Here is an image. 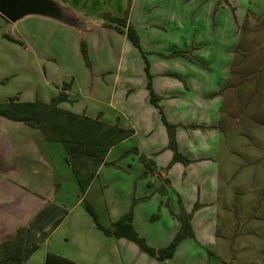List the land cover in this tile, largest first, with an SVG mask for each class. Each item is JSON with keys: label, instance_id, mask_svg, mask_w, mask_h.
Returning <instances> with one entry per match:
<instances>
[{"label": "rangeland", "instance_id": "374dc122", "mask_svg": "<svg viewBox=\"0 0 264 264\" xmlns=\"http://www.w3.org/2000/svg\"><path fill=\"white\" fill-rule=\"evenodd\" d=\"M53 2L71 22L56 19L59 27L52 25V29L38 26V15L11 22L0 13V63L10 58L20 61L24 49L18 43L17 51L9 50L6 43L13 44L4 40L5 33L21 40L22 33L29 32L35 41L40 35L43 49L39 52L44 57L39 73L24 71L21 65L16 66L17 75L8 74L9 69L0 73V101L12 97L28 100L39 90L49 102L70 84L72 101L63 102L61 108L133 128L135 134L110 150L83 197L63 144L49 141L46 152L55 164V174L52 179L50 173L46 176L54 183L55 195L48 204H56L68 214L46 243L81 264H264V0ZM116 18L144 25L137 32L147 57L154 55L153 46L154 50L160 46L165 53L159 65L163 73L183 76L184 81L164 85L161 101L169 120L184 123L188 132H201V137L178 135L180 151L193 159L186 174V167L179 172L166 165L164 159L172 156L169 136L167 130L158 128L160 120L155 118L151 101L145 104L142 52ZM240 34L242 40L237 42ZM180 49L187 51L171 56ZM242 51L252 59L249 67L244 66L251 70L239 78L236 87L226 78L230 72H225ZM179 56L188 61L171 60ZM221 83L225 90L218 94L224 99L212 100L210 93ZM210 100L221 103L222 113ZM211 129L218 135H207ZM150 131L154 135L147 136ZM35 139L46 138L39 135ZM143 154L154 164L143 161ZM83 198L105 226L132 210L136 231L155 248L168 246L179 233L182 206L192 214L196 231L202 226L220 238L188 236L173 257L161 260L127 238L104 234Z\"/></svg>", "mask_w": 264, "mask_h": 264}, {"label": "trees", "instance_id": "16d2710c", "mask_svg": "<svg viewBox=\"0 0 264 264\" xmlns=\"http://www.w3.org/2000/svg\"><path fill=\"white\" fill-rule=\"evenodd\" d=\"M126 27L127 38L141 52L145 61V72L148 78L151 103L160 109L163 123L169 136V149L173 150L174 156L168 167L176 162L190 163L177 145L176 130L178 124L168 121L160 107V97L155 93L152 86V74L145 52L141 48L140 35L132 24H127L126 19L116 18ZM5 38L24 45V42L12 35L5 33ZM185 52L177 51L171 56L183 55ZM87 57V55H85ZM191 61H194L189 57ZM70 84L64 85L58 95L49 102L42 100L19 101L12 97L8 101L0 102V116L23 122L28 126L40 129L48 141H60L66 150V159L71 169L76 173L79 181V192L82 197L88 191L93 179L100 167L106 163L110 150L118 143L132 137L135 134L133 128H123L119 125H111L100 117H90L86 114H78L61 108L63 102L72 101L68 94ZM143 161L153 165L154 161L148 159L145 154L141 155ZM87 211L96 222V226L104 234L117 238H127L137 243L145 252L158 259L164 260L174 256L178 244L188 236H194L191 225L192 214L186 213L182 206L180 215L182 225L179 233L172 242L162 248L149 245L145 238L141 237L133 226V211L125 213L110 226L101 223L93 205L83 198ZM68 211L56 204H46L34 219L25 226L17 229L12 239L0 244V264H24L29 257L45 242L48 237L62 223ZM45 264H79L72 259L59 254L48 252Z\"/></svg>", "mask_w": 264, "mask_h": 264}, {"label": "crops", "instance_id": "0c3cea01", "mask_svg": "<svg viewBox=\"0 0 264 264\" xmlns=\"http://www.w3.org/2000/svg\"><path fill=\"white\" fill-rule=\"evenodd\" d=\"M30 16H35V15H30ZM38 16H40L41 18V19H36L38 21V26L39 25L48 26L52 28L53 25L59 27L58 24L60 23H58L59 21H57L56 19L41 15ZM29 24H30L29 27H31V23ZM133 25L135 26L138 32H140L139 28L143 29L145 27L144 25L141 24L139 25L136 23H134ZM235 32L236 35L234 37H237V33H238L237 29ZM21 37H22L21 41L24 42V45L23 46L21 45V48H24L21 52V60L19 61L18 58H13V59L10 58L8 61H4L3 63H0V73H6L5 72L6 69H9L8 74L13 76L17 75L19 73V70L16 69V66L18 65H21L22 70L24 71L29 72L30 70H33L34 72L39 73V70L42 66L41 60L42 59L44 60V57L41 56L39 52L41 49H43L42 48L43 43L40 41V35L38 38L39 41H35V37H32L31 33L29 32H23ZM241 37H242L241 34L240 36L238 35L237 42L241 39ZM227 38H230V36H228ZM4 40H8V42H12L13 45L11 46L9 45V43H6L9 46L8 47L9 50L11 51L12 49L14 51L18 50L16 47L19 46L17 45L18 44L17 42L10 41L7 38ZM140 41L142 46L144 40L141 35H140ZM237 42L234 44V46H236ZM1 45L4 47L5 44L2 43ZM245 47L246 45L243 46L241 49L243 50ZM151 49H153L152 53H154V55H151L150 57H147L146 53L145 55L150 65L153 89L155 93L160 97L159 99L160 107L165 113V116L170 123L178 124L182 126V127L179 126L176 130V140L179 149V141H178L179 134L188 133L189 138H192L194 136L196 137L200 136L201 132L198 130L196 131L194 130L193 132H188L186 131L185 128H183L185 127L183 126L184 123L173 122L169 120V115L167 113L166 106L162 105V101H161V99L164 97L162 95V90L164 89L165 84L170 85L171 83L174 82L184 81V79L183 76L180 74L178 75V74L163 73L159 65H161L163 58H165L163 57V54L165 53L160 50V46H158L157 50H154L155 46H153V48ZM236 49L238 50V47ZM237 50L235 52H237ZM180 51L185 52L187 50L180 49ZM233 57L236 56L234 55ZM180 58L181 57L179 56L172 58L171 60L188 61L187 59H183V58L180 59ZM239 58L240 59L238 61L237 59L236 60L234 59L235 61L233 60L232 63H229L226 67V72H225V73L230 72L231 75L230 74L227 75L226 78L229 77L227 80L229 81V79H231L230 84L236 87L240 85L239 78L244 73L248 74L249 71L251 70V68L245 69V67H249L248 66L249 61H252V59L249 58L243 51ZM187 82L189 84V79L187 80ZM142 85L144 86L143 87L144 89L146 88L145 104L149 105L150 91L148 89V80H147L146 72H145V79ZM202 86H204V89H207L208 81L203 83ZM224 86L225 83L219 84V88L210 93V98H212V100H214L215 98L223 100L224 99L223 94L221 93V95H219L218 92L220 89L223 90ZM227 94H232V93L228 92ZM248 94H250V92H248ZM196 95H199L200 100H202L201 94H196ZM31 97L32 98H29L28 100H24V101H35V99L36 100L38 99L47 102V100H45L43 96L40 94L39 90H36L35 93L34 92L31 93ZM212 100H210L211 106L213 108H216V110L217 108H219V113H222L221 103L219 104L217 103V101L215 102ZM152 110H155L154 114L156 120H160L158 123V128L159 129L164 128L165 130H167L165 124L163 123L160 109L153 105ZM188 124L191 123L188 122ZM205 133L206 132H204V135ZM206 134L209 135L210 137L218 135L216 129H211ZM39 135L44 136L43 132L38 128L28 126L23 122L14 121L6 117L0 116V244L4 241L12 239L15 236L16 231L19 227L28 225L34 219L37 213L43 207H45V205L50 201V199L54 198L55 195L54 183L46 176L47 174L50 173V178L52 179L53 173L55 174V167H54L55 164H53L49 160L48 157H50V155H48L46 152L47 148L50 146L47 144L50 142L47 139H35V137ZM151 135H154L152 131H150V133L147 136H151ZM19 137H23V138L26 137L27 139H23V138L20 139ZM168 143H169V137H168ZM170 151L172 154V156H170V160L167 158L164 159L167 166L169 165V163L172 161L173 158V151L171 149ZM181 153L185 155L189 160L192 159L190 155L184 153L183 151ZM162 156L163 154L157 156V159L161 158ZM179 164L182 167H178L177 169V166ZM189 165L187 164L186 166L185 164L176 162L171 166V169H175L181 172V170H183V167L184 168L186 167L183 172V174H186V172L191 169V166ZM214 186L216 187V185ZM191 225L194 234L195 235L198 234L199 238L202 240L203 239L216 240L218 237L220 238V234L206 231L202 226H199V228L196 231L195 224L192 220H191ZM115 249L117 253H119V248H117V245ZM48 252H53L61 256L67 257L61 252L60 248L59 249L57 248L56 245L51 246V243L47 244L45 241L39 246V248L29 257V259L24 264H45L46 255ZM72 257L73 256H68L67 258L72 259L75 262L81 264L79 259Z\"/></svg>", "mask_w": 264, "mask_h": 264}, {"label": "water", "instance_id": "95a60500", "mask_svg": "<svg viewBox=\"0 0 264 264\" xmlns=\"http://www.w3.org/2000/svg\"><path fill=\"white\" fill-rule=\"evenodd\" d=\"M0 13L11 22H17L29 15L71 22L57 11L53 0H0Z\"/></svg>", "mask_w": 264, "mask_h": 264}]
</instances>
